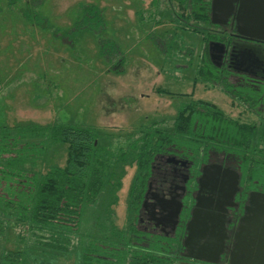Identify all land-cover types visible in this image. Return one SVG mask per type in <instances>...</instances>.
<instances>
[{
    "label": "trees",
    "instance_id": "16d2710c",
    "mask_svg": "<svg viewBox=\"0 0 264 264\" xmlns=\"http://www.w3.org/2000/svg\"><path fill=\"white\" fill-rule=\"evenodd\" d=\"M21 1L6 0L4 7L10 10L20 6L25 23L52 30L56 38H71L80 33L93 35L99 56L108 62L111 71L121 73L125 59L116 42L103 36L108 25L100 7L79 3L71 27L62 30L40 15L39 6L20 5ZM151 6L152 11L138 13L141 23L158 25L165 17L175 22L177 29L201 35H205L202 31L205 27H211L210 0H151ZM152 39L154 46L165 55L174 43V34ZM210 39L211 35H206L202 40ZM184 55L192 57L193 54L187 50ZM200 57L195 79L222 88L220 74L204 54ZM226 120L223 112L211 103L182 101L177 104L174 119L154 121L142 127L128 140L126 148H115L112 139L92 127L59 122L53 125L50 135L53 143L67 145L66 161L64 166L50 168L44 174L37 170L36 164L44 156L45 128L21 127L25 134L19 138L11 136L9 128L1 127L0 213L11 220L14 218V225L7 226L11 230L17 222L29 224L34 240L29 249L2 250L0 264H23L34 254L30 253L31 249L48 257L68 255L73 252V237L84 243L77 253L76 264H176L171 252L181 246L180 242L168 245L152 241L148 245L140 227L141 202L152 162L163 154L200 162L212 143L222 149L227 139L236 144L256 141L252 128ZM127 165L135 166V174L128 191L126 229L109 228L104 223L105 238L83 239L80 235L83 215L98 205L111 213L109 207L115 202ZM3 230L0 222V234ZM18 238L25 243L23 236Z\"/></svg>",
    "mask_w": 264,
    "mask_h": 264
},
{
    "label": "rangeland",
    "instance_id": "374dc122",
    "mask_svg": "<svg viewBox=\"0 0 264 264\" xmlns=\"http://www.w3.org/2000/svg\"><path fill=\"white\" fill-rule=\"evenodd\" d=\"M5 2L1 0L0 13V128H9L11 136L19 138L24 137L22 128L28 125L45 128L44 156L36 164L42 174L64 166L66 161L67 145L51 140V128L56 123L92 127L112 139L115 148H126L128 140L142 127L174 119L177 104L191 97L227 111L222 93L195 79L202 38L177 29L178 25L165 17L158 25L141 23L138 13L152 11L151 0L20 3L39 6L40 15L62 30L71 27L79 3L100 7L108 25L103 36L116 42L125 59L121 73L111 71L108 62L99 56L93 35L80 33L71 38H56L52 30L25 23L20 6L8 10ZM167 33L174 34V43L164 55L154 46L152 37L165 38ZM187 50L192 51V57L184 55ZM242 119L254 122L253 117ZM134 174V165L125 166L121 188L109 207L111 213L98 205L83 215V239L105 238L104 223L109 228L126 229L128 191ZM14 221L0 213L4 227L0 252L5 248H31L34 238L29 224L17 222L11 230L7 226L14 225ZM18 235L25 238V243ZM73 244V252L53 257L31 249L34 254L23 264H76L84 243L73 237Z\"/></svg>",
    "mask_w": 264,
    "mask_h": 264
},
{
    "label": "flooded vegetation",
    "instance_id": "af4514ba",
    "mask_svg": "<svg viewBox=\"0 0 264 264\" xmlns=\"http://www.w3.org/2000/svg\"><path fill=\"white\" fill-rule=\"evenodd\" d=\"M212 1L211 27L195 34L212 37L202 43L198 60L204 54L222 77V88H213L222 93L227 111L217 108L226 122L252 128L256 141L227 139L222 149L212 143L200 162L157 155L139 222L148 245L180 242L171 252L176 264H264V39L237 32V21L254 0H232L217 23Z\"/></svg>",
    "mask_w": 264,
    "mask_h": 264
},
{
    "label": "water",
    "instance_id": "95a60500",
    "mask_svg": "<svg viewBox=\"0 0 264 264\" xmlns=\"http://www.w3.org/2000/svg\"><path fill=\"white\" fill-rule=\"evenodd\" d=\"M232 0L212 1V21L217 23L216 17L226 18L232 8ZM243 21H237L239 35L255 39H264V0H254L247 5L244 11ZM183 165V163H182ZM191 233L189 231V236Z\"/></svg>",
    "mask_w": 264,
    "mask_h": 264
}]
</instances>
